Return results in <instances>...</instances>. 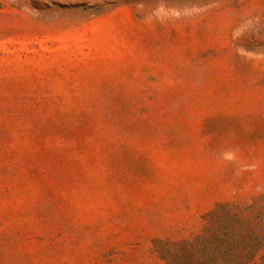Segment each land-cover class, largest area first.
<instances>
[{
  "label": "rangeland",
  "instance_id": "obj_1",
  "mask_svg": "<svg viewBox=\"0 0 264 264\" xmlns=\"http://www.w3.org/2000/svg\"><path fill=\"white\" fill-rule=\"evenodd\" d=\"M258 198L264 0H0V264H164Z\"/></svg>",
  "mask_w": 264,
  "mask_h": 264
},
{
  "label": "trees",
  "instance_id": "obj_2",
  "mask_svg": "<svg viewBox=\"0 0 264 264\" xmlns=\"http://www.w3.org/2000/svg\"><path fill=\"white\" fill-rule=\"evenodd\" d=\"M259 199L244 207L219 203L204 214L200 233L190 239H155L154 250L164 264H264Z\"/></svg>",
  "mask_w": 264,
  "mask_h": 264
}]
</instances>
